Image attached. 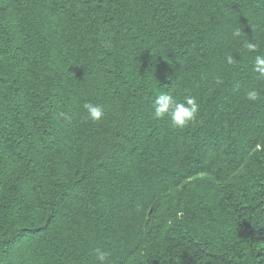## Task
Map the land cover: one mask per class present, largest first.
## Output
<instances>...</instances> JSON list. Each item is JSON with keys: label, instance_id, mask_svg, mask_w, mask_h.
Listing matches in <instances>:
<instances>
[{"label": "trees", "instance_id": "1", "mask_svg": "<svg viewBox=\"0 0 264 264\" xmlns=\"http://www.w3.org/2000/svg\"><path fill=\"white\" fill-rule=\"evenodd\" d=\"M257 55L264 0H0V264H264Z\"/></svg>", "mask_w": 264, "mask_h": 264}, {"label": "clouds", "instance_id": "2", "mask_svg": "<svg viewBox=\"0 0 264 264\" xmlns=\"http://www.w3.org/2000/svg\"><path fill=\"white\" fill-rule=\"evenodd\" d=\"M233 35L239 36L240 30H235ZM249 47L251 48L253 46L249 45ZM228 62H232L231 57H228ZM254 71L264 77V55H257L255 57ZM257 97L258 93L255 90H250L246 93V98L249 101H255ZM83 107L88 114V118L92 121H99L104 115L103 110L98 105L85 103ZM152 109L155 118L159 119L167 115L173 127L184 128L190 121L195 119L199 111V105L194 97H186L183 102H179L170 93L161 92L153 100ZM60 115L63 116L62 113ZM64 118L68 119V117ZM109 255L108 252L97 250L99 264H106Z\"/></svg>", "mask_w": 264, "mask_h": 264}]
</instances>
